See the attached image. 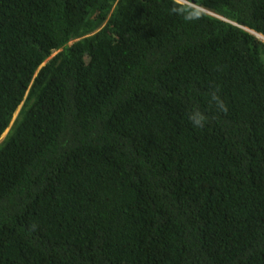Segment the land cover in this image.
Instances as JSON below:
<instances>
[{
  "label": "trees",
  "instance_id": "trees-1",
  "mask_svg": "<svg viewBox=\"0 0 264 264\" xmlns=\"http://www.w3.org/2000/svg\"><path fill=\"white\" fill-rule=\"evenodd\" d=\"M187 1L0 0V264H264V0Z\"/></svg>",
  "mask_w": 264,
  "mask_h": 264
},
{
  "label": "clouds",
  "instance_id": "clouds-1",
  "mask_svg": "<svg viewBox=\"0 0 264 264\" xmlns=\"http://www.w3.org/2000/svg\"><path fill=\"white\" fill-rule=\"evenodd\" d=\"M174 1H176L177 3L182 4V5H191L187 0H174ZM191 6H193V5H191ZM197 9L201 13H205L208 16L214 17V18L222 20L224 22H229L226 18L218 15L215 12L209 11L206 8L201 7V8H197ZM173 10L176 11L177 14L181 15L185 21L190 22V21H194L195 19H197V17L193 14V12L191 10L177 9V8H174ZM208 104L211 107H214L216 109V111L220 112V113L227 112V110H228L227 105L225 104L223 98L215 91L210 93L209 98H208ZM21 107H22V105L19 106L18 111L16 112L13 121L17 118V116L21 110ZM187 118H188L190 124L192 125V127L195 129H198V128H203L206 125L207 120H208V114L206 111L201 110L199 107H193L188 112ZM9 129L6 131L7 135H8ZM3 135H2V137H3ZM94 241H95V237H94V235H92V237L88 240V242L86 244H89L90 242H94ZM81 251L86 253L85 249H82Z\"/></svg>",
  "mask_w": 264,
  "mask_h": 264
},
{
  "label": "bare ground",
  "instance_id": "bare-ground-1",
  "mask_svg": "<svg viewBox=\"0 0 264 264\" xmlns=\"http://www.w3.org/2000/svg\"><path fill=\"white\" fill-rule=\"evenodd\" d=\"M257 37L260 38L264 42V36L258 34Z\"/></svg>",
  "mask_w": 264,
  "mask_h": 264
},
{
  "label": "rangeland",
  "instance_id": "rangeland-1",
  "mask_svg": "<svg viewBox=\"0 0 264 264\" xmlns=\"http://www.w3.org/2000/svg\"><path fill=\"white\" fill-rule=\"evenodd\" d=\"M7 132L3 135L2 139L0 140V143L4 140V138L6 137Z\"/></svg>",
  "mask_w": 264,
  "mask_h": 264
}]
</instances>
